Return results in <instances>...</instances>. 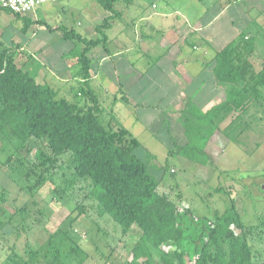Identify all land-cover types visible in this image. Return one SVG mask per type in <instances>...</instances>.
Listing matches in <instances>:
<instances>
[{
	"label": "rangeland",
	"instance_id": "1",
	"mask_svg": "<svg viewBox=\"0 0 264 264\" xmlns=\"http://www.w3.org/2000/svg\"><path fill=\"white\" fill-rule=\"evenodd\" d=\"M122 1L117 8H125L126 16L133 19L145 12L149 23L141 22L137 30L132 27L133 32H140V38L132 32L131 38L121 43L130 49L114 58L118 72L112 84L94 83L101 102L102 122L115 129L128 124L127 128L140 143L136 149L139 157L148 161L149 156H153L148 164L159 181L158 192L176 202L178 207L189 209L196 217L211 219L233 201L247 228L254 264H260L264 261V89L260 98L251 96L250 106L244 112L231 106L222 112L219 125L227 128L228 137L211 145L214 164L207 166L184 159L175 151L176 145L181 144L175 143L179 140L176 137L182 138L183 134L176 130L179 126L167 112L169 96H162L154 91L155 86L148 85L142 94H136L135 106L121 98L115 101L113 94L116 93L112 90L127 80L131 82L138 71L145 69L150 71L148 75L154 73L159 46L169 49L178 38L174 28L179 32L189 23L203 24L210 19L211 25L195 34L193 41L198 42L200 35L210 34L214 56L216 50L239 36L244 41L253 38L254 69H261L264 65V0H233L230 3L227 0H131L130 5L128 0ZM111 14L114 13L105 10L99 0H53L36 5L24 15L34 23L23 32L25 21L0 9V43L11 44L18 65L44 84L42 72L49 80L52 73L65 70L71 63L61 59L63 52L83 46L75 38L55 40L59 31L74 30L94 39L100 36L96 27ZM38 19L42 25L36 24ZM115 31L107 32L113 35ZM157 64V79L165 81L175 64L165 58ZM68 69V73H72L71 68ZM58 84L48 83L60 98L78 108L87 109L93 105L90 96L81 90V82L73 80L67 86ZM125 113L133 114L140 122L127 123L129 119ZM163 119L170 123L168 127L166 124L170 134L160 128ZM240 133H244L247 146L262 141L253 154H247L245 147L234 142ZM171 135L173 140H170ZM39 152L46 158L51 157L46 139H31L15 149L7 131L0 132V264H159L163 262L162 256L175 252L172 245L156 247L143 242V231L135 225L123 231L99 205L91 180L74 175L69 153L53 165L46 158L38 159ZM30 169L35 173H29ZM48 171L53 177L47 174L43 186L28 188L39 174ZM79 208L83 213L76 217ZM234 229L240 235L241 229ZM138 243L143 244L146 254L135 259L133 249ZM195 259V255L193 259L185 255L183 264H194Z\"/></svg>",
	"mask_w": 264,
	"mask_h": 264
},
{
	"label": "trees",
	"instance_id": "2",
	"mask_svg": "<svg viewBox=\"0 0 264 264\" xmlns=\"http://www.w3.org/2000/svg\"><path fill=\"white\" fill-rule=\"evenodd\" d=\"M120 1L124 2L99 0L105 10L114 13L96 27L99 37L91 39L74 30H62L65 39L75 38L83 44L71 53L80 65L79 75L85 79L81 90L93 102L87 109L60 98L56 90L37 81L16 63L13 46L0 43V132L7 131L15 149L31 139H46L51 157L46 158L41 152L36 157L46 158L53 165L69 153L74 175L91 180L99 205L123 231L135 225L143 231V242L156 247H175V252L162 256L163 262L159 264H183L185 255L191 259L195 255L194 264H254L247 228L233 201L211 219L196 217L189 209L178 207L176 202L158 192L159 181L148 164L153 156L148 155V161L140 158L136 153L140 143L130 132L102 122L98 95L88 83V53L99 44L107 48L106 31L111 27V20L119 14L116 7ZM232 1L227 0V3ZM126 2L132 3L131 0ZM14 15L25 21L23 32L34 23L24 15ZM254 48L253 38L244 41L239 36L217 51L213 73L217 83L226 86V97L206 111L192 100L186 102L180 114L185 143L177 144L175 140L174 149L178 155L202 166L214 164L211 145L228 137L227 128L219 125L222 112L231 106L242 113L250 106L251 96H262L264 65L257 71L254 69ZM243 134L240 133L234 142L245 147L247 154H253L262 141L247 146ZM29 173L35 170L30 169ZM47 174L49 171L39 174L28 188L39 189L46 182ZM49 176L53 177V173ZM81 213L79 208L76 217ZM234 227L241 229L240 235ZM133 251L135 259L146 254L141 243Z\"/></svg>",
	"mask_w": 264,
	"mask_h": 264
},
{
	"label": "crops",
	"instance_id": "3",
	"mask_svg": "<svg viewBox=\"0 0 264 264\" xmlns=\"http://www.w3.org/2000/svg\"><path fill=\"white\" fill-rule=\"evenodd\" d=\"M153 5L155 8L156 4L153 3ZM116 9L119 12V14L118 16L116 15V17H114L111 20V27L107 29V31L112 29L113 30L115 29L116 31L114 32L113 35H109L108 32L106 31L108 35L107 48H105L104 45L99 44L98 46L91 49L90 52L88 53V57L90 59V71H89L88 83L95 93H96L95 91L96 89L94 87V83H98L99 81L100 84H108L112 82V79L115 80L116 77L115 75L117 74L118 70L117 67L115 66L116 59L114 58L120 53H125L130 49V48H126V46L123 44L125 42L124 41L125 38H131L132 34L135 33L132 31V27L134 26L135 29L137 30L141 22H147L149 20V17L146 16L145 12L140 13L138 16L135 15V17L131 19L130 15L126 16L125 8L124 10L122 9L123 11L117 7ZM224 9L225 8H223V10ZM217 15L218 14H216L214 18H216ZM117 20L120 21L118 22V24H116ZM36 21H37L36 22L37 25H42L41 20L38 19ZM211 23H212L211 19L203 24H195L194 22L191 24L189 23L188 27H186L182 31L179 30V32H178V28H174L173 31L175 32L177 31L178 33L177 40L175 39L174 44L171 45V48L169 49L163 50L159 46L160 52L156 59L157 63H159L160 59L165 58L167 61L172 62V64H175L173 72L169 74L168 71V74H166L165 81L164 80L162 81L157 79V71H156V69L158 68L157 63L155 64L156 66L155 71H152L154 73H151V75H148V72L150 71H146L145 69H143L142 71H138V74H136L137 76L135 78H132L131 82H128L127 80L126 83L122 85L119 84L120 87L116 88L117 91L112 90V92L116 93L113 94L114 95L113 99L115 101H118V99L121 98L126 103L128 104L130 103L137 106V102L135 101L138 100V97H136V94L137 95L140 93L142 94L143 91L147 89L148 85L155 86L156 87L154 88L155 92H160L162 96L170 97V101L168 105L169 107L166 108L167 112L169 113V116L173 118L175 124L179 126V128H176V130H178V132L182 131L183 134V126L181 123L180 114H181V110L184 108L188 100L194 101L203 111H206L210 109L211 106H214L222 102L226 97V92H227L226 86L218 84L215 75L213 73L215 55L212 56L211 54L212 36L210 34H203L200 35L201 37L198 40V42L192 40L195 34L205 29L206 27H209ZM152 28L153 27H150L149 29ZM59 34L60 35L56 37L55 40L59 39L58 41H61L62 39H64L63 33L62 32L60 33L59 31ZM135 34L136 37L140 38L141 36L140 32H138V34L137 33ZM122 42L123 44H121ZM10 45L11 44H9L8 46ZM172 50H176V51L172 56L171 55L169 56ZM194 51H196V53ZM71 52L72 50H68L67 52L64 51L61 56V59L63 61H67L68 63H71V66L70 65H68L67 67L65 66L64 68L65 70L58 72L56 74L52 73L53 77H51L49 80L46 79L45 74L42 72V75L45 77V80L42 79V81L47 83L46 85H48L49 82L51 85H54V83L56 82L61 84L62 86H67L73 80H76L79 83L84 82L85 79H83L79 75L80 65L79 66L77 65L79 63L77 62L76 58L72 56ZM163 55L166 56L163 57ZM30 59L31 57L29 58V60ZM106 62H109L110 65L109 66L106 65L107 64ZM72 66L74 68H72ZM68 67L71 68L72 73L71 72L68 73L69 72ZM29 70L30 71L33 70L31 66ZM33 77L36 79L35 76ZM53 89L56 90L55 88ZM118 95H120V97ZM114 110L115 108L111 111V113H114ZM124 115L127 119H129V122L128 120H126L127 123L137 124V122L138 123L140 122L131 113L128 114L125 113ZM162 116L165 117V115ZM110 121L112 125L115 127V124H113L114 123L113 119ZM166 124L167 127L170 125V123L167 122L166 119H163L161 121L160 128L167 130L168 134H170L169 128L166 127ZM127 125L126 127H122V128L130 132L132 136L136 138L134 134L127 128L128 127ZM170 137H171L170 140H173L172 135ZM176 139H179L176 140V142H181V144L185 143L184 134L182 138L176 137Z\"/></svg>",
	"mask_w": 264,
	"mask_h": 264
},
{
	"label": "built area",
	"instance_id": "4",
	"mask_svg": "<svg viewBox=\"0 0 264 264\" xmlns=\"http://www.w3.org/2000/svg\"><path fill=\"white\" fill-rule=\"evenodd\" d=\"M53 0H0V7L14 14L26 15L36 5Z\"/></svg>",
	"mask_w": 264,
	"mask_h": 264
}]
</instances>
